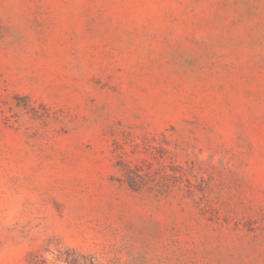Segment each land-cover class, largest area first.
Masks as SVG:
<instances>
[{"label":"rangeland","instance_id":"obj_1","mask_svg":"<svg viewBox=\"0 0 264 264\" xmlns=\"http://www.w3.org/2000/svg\"><path fill=\"white\" fill-rule=\"evenodd\" d=\"M264 264V0H0V264Z\"/></svg>","mask_w":264,"mask_h":264},{"label":"trees","instance_id":"obj_2","mask_svg":"<svg viewBox=\"0 0 264 264\" xmlns=\"http://www.w3.org/2000/svg\"><path fill=\"white\" fill-rule=\"evenodd\" d=\"M68 262L70 264H77L78 263V260H77V258H72V259L68 260Z\"/></svg>","mask_w":264,"mask_h":264}]
</instances>
